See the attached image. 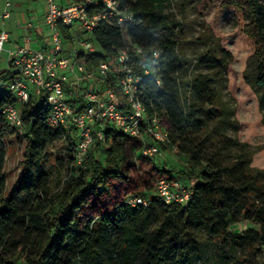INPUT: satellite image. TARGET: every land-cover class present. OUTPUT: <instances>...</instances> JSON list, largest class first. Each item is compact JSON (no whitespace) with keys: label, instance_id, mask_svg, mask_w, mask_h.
<instances>
[{"label":"trees","instance_id":"trees-1","mask_svg":"<svg viewBox=\"0 0 264 264\" xmlns=\"http://www.w3.org/2000/svg\"><path fill=\"white\" fill-rule=\"evenodd\" d=\"M117 1L131 20L124 27L100 20L89 32L95 49L79 58L95 72L100 87L125 99L116 85L118 51L127 49L134 71L141 72L139 62L159 50L156 70L143 75L136 94L148 116L160 118L166 137L144 140L156 144L159 153L175 148L185 163L174 171L158 166L159 153L144 157L142 139L105 121L103 139L94 136L78 164L73 154L77 134L74 139L67 128L49 124L50 106L34 89L29 88L27 102L19 103L6 87L13 73L0 74V264H264L262 172L250 168L244 154H233L234 140L214 133L227 122L219 81L230 73L234 55L224 48L219 54L207 49L193 65L181 50L183 16L166 12L191 5L208 12L218 4L250 43L253 68L243 77L252 74L254 86L264 90V0ZM213 39L214 31L206 26L195 37L207 46ZM101 62L114 65V73L103 77ZM65 93L72 106H83L84 92L76 90L72 98ZM8 104L21 108L22 135L5 121L1 110ZM98 127L95 122L93 132ZM8 135L26 143L17 179L6 190ZM61 141L68 144L62 165L67 176L58 172L53 179L43 163L47 149ZM92 146L99 147L100 157ZM172 177L192 191L184 205L167 204L153 193L158 180ZM135 195L147 197L148 205H130L127 199ZM242 222L243 228H234Z\"/></svg>","mask_w":264,"mask_h":264},{"label":"built area","instance_id":"built-area-1","mask_svg":"<svg viewBox=\"0 0 264 264\" xmlns=\"http://www.w3.org/2000/svg\"><path fill=\"white\" fill-rule=\"evenodd\" d=\"M47 10L44 22L51 31L50 48L34 49L23 45L9 53L8 70L14 77L6 85L19 103L27 102L30 98L29 84L35 94L46 99L50 106L48 122L52 126L67 128L72 126L77 134L74 146V157L81 164L94 136L103 139V123L108 121L114 126L132 136H137L144 141L141 153L144 157H154L159 153V147L154 143L144 140L151 137L156 141H163L166 137L161 128L160 118L153 114L148 116L144 105L137 97L138 84L143 80V75L152 74L157 68L159 50L152 49L148 57L139 62L141 72H135L127 49L118 51L117 66L118 76L116 85L125 96L121 99L110 88L100 87L95 81V72L86 68L84 63L78 61L79 51L72 50L68 55H62V37L60 27L76 25L81 31L91 32L100 20L124 27L131 20L129 14L122 13L118 8L117 0H74L60 4L56 0H45ZM101 4L99 9L92 6ZM7 15V14H5ZM8 39L6 31H0V54L4 50V43ZM88 51H93L90 43H82ZM133 51L142 55V49L132 46ZM98 69L105 77L114 73L106 62H101ZM67 71H77L81 77L88 81V88L83 93V106H72L65 93ZM28 81V83L26 82ZM104 79H100V82ZM157 82L159 80L157 79ZM3 81L0 79V84ZM5 121L12 126L18 134L23 133L21 108L18 104H8L1 110ZM99 122V127L93 132L94 123ZM176 149L173 148V152ZM153 193L165 203L186 204L192 194L191 189L178 178H163L157 181ZM132 206H147L149 199L145 196L135 195L127 199Z\"/></svg>","mask_w":264,"mask_h":264},{"label":"rangeland","instance_id":"rangeland-1","mask_svg":"<svg viewBox=\"0 0 264 264\" xmlns=\"http://www.w3.org/2000/svg\"><path fill=\"white\" fill-rule=\"evenodd\" d=\"M166 12L175 18L183 16L185 36L181 50L191 59L193 65L207 49L213 50L211 54H219L220 49L224 48L234 55V60L229 64L230 73L221 75L219 81L221 95L226 105L227 122L222 123L218 129L219 132L214 133L216 135L223 133L234 140L233 154H244L250 168L262 172L261 181L264 182V90L254 86L252 74L243 77L245 71L251 72L253 68L250 43L237 34L232 20H228V14H224L218 4L211 7L208 12H204L201 6L198 8L194 5L187 7L182 12L180 8L173 6L166 9ZM205 26L214 31V39L209 46L195 41V37L201 35ZM82 35H85L86 41L93 42L89 32L82 31ZM92 45L95 46V43L93 42ZM114 69L113 65L112 70ZM203 72H206V69H203ZM26 82L28 83V81ZM82 84L81 82L78 87L76 86V89L73 86L70 87L68 93H72V95H69V98L76 94V90H78V94L84 92L85 88ZM30 87L32 86L30 85ZM67 130L75 139V129L69 126ZM5 142L7 146L3 172L5 189L8 190L17 179L21 169L20 160L26 141H20L16 136L8 135ZM67 147L68 144L61 141L47 149L43 168L51 175L50 178L57 177L58 172L63 177L67 176L66 170L62 167L68 159ZM92 148L96 157H100L99 147L92 146ZM154 161L158 166L173 171L185 163L179 154L166 148L160 149V153L154 158ZM244 226L245 223L242 222L235 225L234 228L240 229Z\"/></svg>","mask_w":264,"mask_h":264},{"label":"crops","instance_id":"crops-1","mask_svg":"<svg viewBox=\"0 0 264 264\" xmlns=\"http://www.w3.org/2000/svg\"><path fill=\"white\" fill-rule=\"evenodd\" d=\"M56 1L60 4H66L74 0ZM46 10L47 4L45 0H0V31L4 30L8 34V39L4 43V50L0 54V74L8 72L9 53L18 47L28 45L34 49L47 50L50 48L51 31L44 22ZM60 31L62 55H68L74 49L79 51V55L88 52L82 43L90 42L85 40V35H82L81 30L76 25L71 27L61 26ZM92 43L90 44L95 49ZM79 55L78 61L85 64L84 60L79 58ZM66 75L65 90L67 91V96L70 95L68 91L71 86L76 89L82 82L85 87L88 82L77 71H67ZM8 76L12 78V74ZM29 88L30 90L33 89L30 85Z\"/></svg>","mask_w":264,"mask_h":264}]
</instances>
